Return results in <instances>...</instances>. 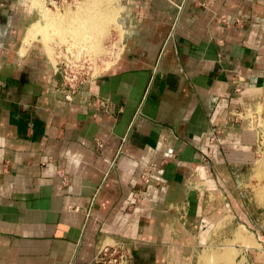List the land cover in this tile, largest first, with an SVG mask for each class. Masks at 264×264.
<instances>
[{
    "label": "crops",
    "instance_id": "0c3cea01",
    "mask_svg": "<svg viewBox=\"0 0 264 264\" xmlns=\"http://www.w3.org/2000/svg\"><path fill=\"white\" fill-rule=\"evenodd\" d=\"M116 1L118 51L68 95L34 0H0V264H186L235 209L256 141L224 118L264 117V0Z\"/></svg>",
    "mask_w": 264,
    "mask_h": 264
},
{
    "label": "rangeland",
    "instance_id": "374dc122",
    "mask_svg": "<svg viewBox=\"0 0 264 264\" xmlns=\"http://www.w3.org/2000/svg\"><path fill=\"white\" fill-rule=\"evenodd\" d=\"M46 1L34 0L33 3V9L39 11L40 17L37 14V19L32 23L39 21L38 24L42 29H47L51 22L62 23L71 28L89 14H99L101 18V23L95 27L96 34L91 42L86 44H74L64 37L60 39L57 34L51 35L52 38H49L46 44L41 41L40 36L34 39L46 50L45 55L61 81L73 77L77 82L107 67L118 51L122 37L119 2L55 0V4ZM44 22L48 25L45 26ZM254 159V162L235 178V209H231L227 217H223L225 220L215 227L206 243L195 250L186 264H253L252 257L248 256L249 251H252L253 247L260 246L259 240H262V245L264 244V131L258 133L256 137ZM241 233L242 237L238 239ZM115 256L116 252L110 256H103L101 264H115L114 261H109Z\"/></svg>",
    "mask_w": 264,
    "mask_h": 264
},
{
    "label": "built area",
    "instance_id": "2783aa9c",
    "mask_svg": "<svg viewBox=\"0 0 264 264\" xmlns=\"http://www.w3.org/2000/svg\"><path fill=\"white\" fill-rule=\"evenodd\" d=\"M46 1V0H45ZM50 1L55 2V0H47L46 3H49ZM91 77V76H89ZM85 77L84 79H80L77 82L74 81V78L71 77L67 81H62L64 88L67 90L66 94L70 95L71 92L74 91V89L77 87L78 83L81 81H84L85 79L89 78ZM233 91L234 93H240V77L236 76L233 80ZM224 122L232 125L234 123H243L245 128L250 130L255 137L258 135V133H262L264 131V117L260 111V109H251L249 107H246L244 109H231L227 113L226 117L224 118ZM220 135V129L216 126L211 125L209 132H208V139L209 141H215L218 139V136ZM116 252L115 258L109 259V261H114L115 264H127V259L124 253V250L120 245H102L101 248L98 251L97 254V264L103 263L101 261V258L106 255H112V253Z\"/></svg>",
    "mask_w": 264,
    "mask_h": 264
},
{
    "label": "bare ground",
    "instance_id": "6f19581e",
    "mask_svg": "<svg viewBox=\"0 0 264 264\" xmlns=\"http://www.w3.org/2000/svg\"><path fill=\"white\" fill-rule=\"evenodd\" d=\"M44 16L46 17L45 14H44ZM52 19H55V18H52ZM75 19H77V18H75ZM100 21H101V18L99 16V14H96V15L89 14V15H85L84 17H82V19L77 23V25L74 27H71V28L64 26L62 23L56 24L53 22H51L49 24V26H47L48 23L46 25L44 22L45 26L48 27L47 29L45 28V26H44L45 29H42L38 23L33 24L27 30L25 42L29 43L31 40L37 39V37L40 36L41 41H43L46 44L48 42V40H50L49 38H52V37H50L51 35L53 36L54 34H57L60 36V39L64 37V39L69 40L70 42H72L74 44L75 43L86 44V43L91 42V39L96 34V28L95 27H97V24L101 23ZM41 26H43V25H41ZM69 41H66V42H69ZM83 48H85V47H83ZM89 52H91V51H89ZM241 237H242V233L237 238L241 239ZM110 245H112V244H110Z\"/></svg>",
    "mask_w": 264,
    "mask_h": 264
}]
</instances>
